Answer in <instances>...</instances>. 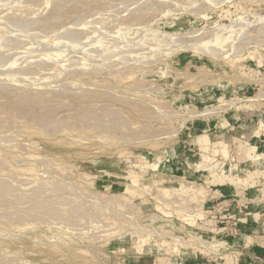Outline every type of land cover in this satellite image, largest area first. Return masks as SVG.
I'll list each match as a JSON object with an SVG mask.
<instances>
[{"label":"rangeland","instance_id":"374dc122","mask_svg":"<svg viewBox=\"0 0 264 264\" xmlns=\"http://www.w3.org/2000/svg\"><path fill=\"white\" fill-rule=\"evenodd\" d=\"M0 264H264V0H0Z\"/></svg>","mask_w":264,"mask_h":264}]
</instances>
